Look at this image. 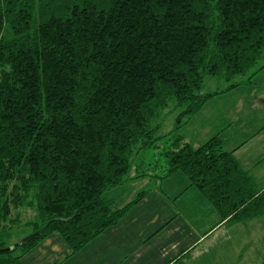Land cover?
Segmentation results:
<instances>
[{
	"label": "trees",
	"instance_id": "16d2710c",
	"mask_svg": "<svg viewBox=\"0 0 264 264\" xmlns=\"http://www.w3.org/2000/svg\"><path fill=\"white\" fill-rule=\"evenodd\" d=\"M263 58L264 0H0V230L23 207L37 217L0 264H21L51 232L74 252L117 223L131 201L104 194L129 178L135 150L167 136L169 99L178 128L220 91H202L206 76L230 87ZM165 143L163 173L185 174L219 220L264 212V188L218 132Z\"/></svg>",
	"mask_w": 264,
	"mask_h": 264
},
{
	"label": "crops",
	"instance_id": "0c3cea01",
	"mask_svg": "<svg viewBox=\"0 0 264 264\" xmlns=\"http://www.w3.org/2000/svg\"><path fill=\"white\" fill-rule=\"evenodd\" d=\"M260 62L261 67L251 74L250 78L243 77L239 83L230 87L225 82L222 87L217 88L214 83V89L205 91L220 90L210 96L201 109L193 115L196 124L191 130L195 134L205 133L199 135L200 137L205 135L210 137L218 132L221 137V146L226 151L232 152L239 167L247 171L253 179L255 188L259 190L264 188V58ZM180 136H184V140L191 143L190 138H186L184 134ZM175 172L177 171H173L168 179L175 176ZM166 176L162 173L158 176V180H154L156 188L153 192L148 188H139L125 201H121L118 197L115 199L106 191L105 198L116 207L131 201L117 223L108 226L85 246L74 252L59 234L51 232L21 255V264H191L193 261L196 262L191 255L200 237L186 238L183 244L177 243L167 255L160 241L156 239L157 234L164 229L163 224L178 213L174 211L165 219L160 212L161 206L167 207L164 202L174 204L180 197L194 193L193 205L190 208L189 204L188 208L196 213L199 210L196 204L199 197L204 198L203 195L199 196L200 193L198 194L195 190L197 188L194 189L192 185H189L186 175V178L176 175L179 179L177 183H172V187L168 180L167 187L162 183L163 179H167ZM143 189H146V192L132 202L139 190ZM157 198L162 202L159 203L158 209L156 202L151 203V199ZM213 220L214 228L231 225L225 230L233 229L234 225L247 223L262 226L264 212L230 224L225 220H219L218 217ZM142 247L148 252L147 259L145 262H135L134 258L142 252Z\"/></svg>",
	"mask_w": 264,
	"mask_h": 264
},
{
	"label": "rangeland",
	"instance_id": "374dc122",
	"mask_svg": "<svg viewBox=\"0 0 264 264\" xmlns=\"http://www.w3.org/2000/svg\"><path fill=\"white\" fill-rule=\"evenodd\" d=\"M204 79L202 91L214 89V83H216L215 86L217 88L225 84L223 80H219L215 76H206ZM173 104V99H169L168 105L165 107L164 116H162L163 118H161L160 121L158 133L167 134L168 137L184 134L186 138H190L192 145H198L205 141L208 135L200 137L199 135H204L205 133L195 134L191 131L196 124L195 117H192L187 123H182L178 128L176 127L175 118L180 109L175 108ZM168 133L171 136H169ZM167 136H162L156 147L149 146V148L135 150L136 152L132 154L133 167L129 171V178L122 182L121 185H116V187L108 190L107 194L113 196L115 199L118 197L121 201H125L139 188H148L149 191L153 192L156 188L154 187V180H158V176H161L164 172L161 166L165 160L160 151L162 150V144H166L165 141L168 138ZM134 167L138 168L137 172L134 170ZM138 172H146V174L136 177ZM175 174L186 178L180 171L175 172ZM169 175H167V179H163L162 182L166 187L168 186V182L172 187V183H177L179 179L176 175L168 179ZM162 187L161 184V188ZM192 187L195 189L194 186ZM195 190L198 191V189ZM197 193H200L199 196L202 195L199 191ZM199 198L198 203H196L199 206V210L196 213L188 208L189 204L190 208L193 205L194 193L193 195L188 194L185 195V197H180L174 204H171V202H164L167 205L166 208L165 206H161L160 212L165 219L172 212H178L175 213L174 217L168 219V222L163 224L164 229L156 236L163 250H165V255L172 251L177 243L182 242L183 244L186 238L200 237L191 255L192 259L196 260V262L193 261L191 264H261L264 259V225L260 226L247 223L243 225H234L231 230H225L231 225L227 227L223 226L222 228H214L212 227L213 219L217 218L218 215L215 213L210 203H207L202 197ZM155 202L158 209L160 207L159 203L162 202L159 201L158 198L156 200L151 199V203ZM201 202L204 205L199 204ZM20 211L21 222L19 224L14 226L11 230H0V240L4 241L5 245L16 244L17 240L28 235L31 228L30 226L24 225V222L27 220H36L37 218L36 212L31 207H23ZM55 233L59 234L58 232ZM141 251L142 252L138 253L134 258L135 262L146 261L148 252L144 251L143 247Z\"/></svg>",
	"mask_w": 264,
	"mask_h": 264
},
{
	"label": "water",
	"instance_id": "95a60500",
	"mask_svg": "<svg viewBox=\"0 0 264 264\" xmlns=\"http://www.w3.org/2000/svg\"><path fill=\"white\" fill-rule=\"evenodd\" d=\"M11 246L7 245L6 247H0V252H5L6 250L10 249Z\"/></svg>",
	"mask_w": 264,
	"mask_h": 264
}]
</instances>
